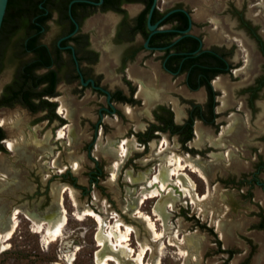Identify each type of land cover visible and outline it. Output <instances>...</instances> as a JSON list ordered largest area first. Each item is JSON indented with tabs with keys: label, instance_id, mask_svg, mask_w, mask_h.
<instances>
[{
	"label": "rangeland",
	"instance_id": "1",
	"mask_svg": "<svg viewBox=\"0 0 264 264\" xmlns=\"http://www.w3.org/2000/svg\"><path fill=\"white\" fill-rule=\"evenodd\" d=\"M175 1L158 4L164 9ZM182 1H193L195 19L206 18L211 13H223L228 23L226 30L229 31L234 23L227 15L229 12L222 9L227 11L231 1H235L236 5L242 2L247 5L248 13L250 6L258 3L260 6L250 12L259 14V30L264 28V0ZM213 5L219 8L215 12L210 10ZM54 31V25L49 24V33L43 41L52 40ZM260 35L264 40V34ZM20 36L18 33L9 38L4 33L1 37L0 92L11 80L20 60L17 48ZM94 39L102 41L99 37ZM203 40L207 47L215 45L233 49L232 62L237 61L235 56L240 42L246 50L239 54L240 59L243 57L247 61L243 63L242 70L224 77L223 106L216 111H222L217 122L223 121L228 126L219 128L222 131L220 135H215L212 128L205 127L208 142L200 147L195 146L201 151L195 160L184 155L175 137L166 134H160L153 140L154 143H149L145 148L137 142L135 133L143 131V127L152 121L144 111H151L153 104L143 97L140 99L141 93L136 94L140 105H129L127 111L125 105L114 104V115L103 113L100 117L99 110L106 107L103 95L89 88L84 89L76 82H61L55 101L57 106L62 104L67 111L64 115L57 114L67 125L63 129L58 121L50 124L42 121L41 113L31 115L19 106L0 108V129L3 133L0 141V264H96L94 254L99 249L95 240L98 225L89 216L78 219L76 214L83 210L94 212L110 225L115 224L110 217L116 215L117 220L131 227L133 232L129 237V247L135 251L148 248L143 264H222L226 255L216 253L219 248L215 244L217 238L203 227L212 229L222 239L223 247L230 245L227 242V237H230L247 245L246 255L251 247L255 250L257 244H252V241L248 244L243 235L248 234L251 219L256 218L261 210L252 202L253 192L250 197L248 188H239L237 183L243 175L252 171L257 161L255 153H260L264 158V117H261V111L251 113L238 91L261 72L264 61L248 37L208 35ZM106 64L104 61L103 65ZM150 73L158 77L155 70ZM141 74L143 78L145 72ZM122 80L115 64H112L109 69L103 70L100 85L109 91L120 88L127 94ZM166 81L171 88L169 95L173 97V102L183 108L188 93L180 87L181 79L167 77ZM131 83L135 85V82ZM257 103L264 104V97ZM227 127L231 129L228 131ZM60 130L64 135L56 140ZM217 138L220 142L218 146L213 144ZM120 139H128L130 145L120 167L114 170L111 165L118 158L114 144ZM162 140L167 147L157 154L154 144L157 143L159 147ZM8 142L11 149L7 147ZM219 153L224 156L217 158ZM175 154L183 157V163L186 161L191 166L179 173L194 195L193 202L185 197L182 186L179 189L173 184L175 177H167L164 171L173 167L168 164V158ZM73 162L77 164L76 168L72 167ZM114 171L115 177L111 180ZM158 173H163L166 187L172 190V194L175 192L180 196L172 206L163 210V214L154 209L157 198L140 203L144 190L153 188L148 179ZM201 177H206L207 183ZM261 177L264 179V172L260 174ZM133 210L155 218L154 226L160 234L158 239L152 238L141 220L132 218ZM14 211L18 212L16 223L11 219ZM261 212L264 213V209ZM47 215L51 216L49 220H45ZM62 215L66 222L55 241L45 244L41 235L32 231V225L42 223L43 233L50 232ZM9 232L11 234L6 239ZM262 236L264 232L259 233V237ZM121 253L127 263L139 264L128 255L126 249ZM237 258L235 255L229 263H234ZM107 264L116 263L109 261Z\"/></svg>",
	"mask_w": 264,
	"mask_h": 264
},
{
	"label": "flooded vegetation",
	"instance_id": "2",
	"mask_svg": "<svg viewBox=\"0 0 264 264\" xmlns=\"http://www.w3.org/2000/svg\"><path fill=\"white\" fill-rule=\"evenodd\" d=\"M159 2L166 3L168 0H156L154 4L153 0H24L15 5L14 20L16 25L13 29V0H11V24L5 30H2L1 25L0 40L4 33L9 38L20 33V40L17 43L20 60L14 69L11 80L2 87L0 100L5 86L13 81L17 69L26 64L31 66L32 75L36 79L46 76L47 80L40 84L38 89L49 88L54 82L53 94L43 96L41 99L54 104L53 114L56 118L50 121L47 110L32 113L19 104L10 107L0 106V108L19 106L31 115L41 113L42 121H46L47 124L58 121L60 126L66 128L65 121L57 114L64 115L67 111L62 104L57 106L55 101L58 97L57 87L61 82L67 84L76 82L84 89L89 88L92 92L103 95L106 107L99 110L100 117L103 113L114 115L116 112L114 104L125 105V109L128 111L129 105L130 107L140 105V99L143 97L145 101L153 104L151 111H144L152 121L143 127V131L135 133L137 142L145 148L149 143H154L153 140L160 134H166L176 138L177 144L180 145L185 156L197 159L196 155H200L201 151H198L196 147L208 142L207 136L204 134L205 127L212 128L215 135H220L222 131L220 132L219 128L228 126L223 121L217 122L222 111H216L217 108L221 109L223 106L221 99L226 87L224 77L242 70L243 63L247 61L243 57L240 59L239 54L246 51L240 42L237 45V55L235 56L237 61L232 62L230 59L233 56V49L215 45L207 47L203 37L208 35L213 37H248L255 51L264 61V40L260 35V33L264 34V28L259 30V14L250 12L260 4H252L251 10L247 13V5L242 2L236 5L235 1H231L227 6V11L222 9L229 12L227 15L234 23L233 29L229 31L226 30L228 23L225 22L223 13H211L206 18L195 19L193 17L194 8L191 4L193 1L184 3L182 0H177L164 9L159 6ZM218 9L216 5H213L210 10L215 12ZM148 21L150 25H155L153 30L148 28ZM49 24L55 27L54 37L52 40L44 42V37L49 33ZM97 37L102 38V41L97 42L94 39ZM151 56L154 58L150 59ZM104 61L107 63L105 66L103 65ZM112 64H115L123 78L127 94L120 88L109 91L100 85L103 70L109 69ZM152 70L157 72L158 77L152 76L150 73ZM140 72H145L143 78ZM51 73L52 75H50ZM167 77L173 80L181 79L180 87L188 93V99L184 101L183 108L176 105L172 100L173 97L169 95L171 88L166 81ZM141 78L142 80H140ZM131 82H135V85H132ZM141 86L143 91L151 94V97L148 98L140 92ZM138 93H141L140 99L136 97ZM238 94L244 97V103L251 113L261 111V117H264V110H261L264 108V104L257 103L264 97V65L261 72L249 84L239 89ZM108 97L109 101H107ZM122 98L125 100H121ZM130 100L133 103L129 102ZM60 106L64 109L62 113L58 112ZM184 126L190 127L191 134V137L185 142L182 141L185 134L182 130L177 131V128ZM230 129L227 127L228 131ZM60 139L56 138V140ZM123 141H126L128 146L130 145L128 139L116 140L114 150L117 152V157L121 156L117 149ZM219 143L218 138L213 142L215 145ZM163 144L166 148L163 140L159 147L157 143L154 144L157 154L163 152L164 149L161 150ZM257 154H254L257 161L254 163L252 171L243 175L237 185L239 188L246 186L250 197L253 192L252 202L256 204L254 206L257 209L262 211L264 209V179L262 177L260 179V174L264 172V158L260 153L257 152ZM223 156L221 153L216 155L217 158ZM157 175L161 176L166 185L163 173ZM203 175L205 176L204 173ZM167 177L172 176L167 175ZM151 179H148V183ZM201 180L207 183L206 177L205 179L201 177ZM132 181L136 180L132 179ZM150 186L155 188L154 185L150 184ZM205 194H202L201 198ZM186 198L190 200L188 197ZM193 200L194 195L190 202ZM133 211L131 212L132 218L141 220L142 224L151 232L146 221L134 214ZM261 211L256 218L251 219L252 225L248 228L247 233L252 232L259 235L264 232V228H260L264 226V213ZM151 215L153 216L152 213ZM148 217L152 222L155 219ZM110 218L115 222V217L111 216ZM121 228L123 229V227ZM203 229L216 236L215 244L219 246L216 253L226 255L222 264H230L233 257L241 252L238 248L229 247L230 245L223 247L222 239L217 237L212 229L206 227ZM243 236L248 244L251 241L252 244H257L254 243L252 237ZM229 241L231 242L232 238L227 237V242ZM251 248V251L248 255L243 256L244 258L239 264H242L244 260L249 261L255 252L254 247ZM228 250L236 251V253L229 257L225 252ZM136 251L133 250V252Z\"/></svg>",
	"mask_w": 264,
	"mask_h": 264
},
{
	"label": "bare ground",
	"instance_id": "3",
	"mask_svg": "<svg viewBox=\"0 0 264 264\" xmlns=\"http://www.w3.org/2000/svg\"><path fill=\"white\" fill-rule=\"evenodd\" d=\"M63 110L64 109L62 106L58 108V112L62 113ZM62 137H63V133L60 131L58 134V138L60 139ZM7 147L8 149H11L9 142ZM163 149H164V144L161 150ZM117 150L121 156L118 157L119 160L113 162L112 167L114 170H118L123 159L128 154L129 146L127 142L123 141L119 145ZM168 164L173 165V167L166 170V175L172 177L175 176V180H174L175 183L173 184H175L177 188L179 187V189L182 186V189H184L185 190L184 192H186L185 197H188L192 201L191 191H189V189L187 188V182L185 178L179 173L180 170L191 168V166L187 162L183 163V158L179 155H172L168 159ZM72 167L76 168L77 164L73 163ZM114 177H115V171L111 173V179H114ZM149 184L154 185L155 188H152L150 190H144V193L142 194L141 203L147 199L157 198L154 209L158 213L163 214V210L168 206L169 207L172 206V203L175 200H177L178 197H180L177 196L175 192L172 194V190L166 187V185L163 182V179L159 175L153 176ZM74 202H76V200ZM17 213H18L17 211H14L13 216L11 217V219L14 220V222L16 220ZM133 213L146 221L147 226L151 230L153 239H158L160 234L156 232L155 226L153 222L149 219L148 215L142 214L138 210H134ZM76 216L78 219H81L83 216L92 217L98 225L97 232L95 235V240L97 242V247L99 248V250L96 251L94 254V261L96 262V264H107L109 261L115 262L116 264H129L126 261L124 254L121 253L123 249H126L129 252L128 255L132 256V259L136 260L139 264H143V259L146 255V250L148 248L146 247L141 248L138 251L133 252L132 248L129 247L128 244L129 235H131L133 231L131 227L121 223L117 219L115 220L114 225L107 224L104 219H102L99 215L95 214L90 210H83L80 213L76 214ZM113 217H116V215H114ZM50 218L51 216L48 215L45 216V220H49ZM65 222H66L65 216L62 215L61 218L58 220V222H55L54 228L50 232L43 233L42 223L37 225H32V231L34 233L40 234L45 244H49L55 241L56 238L59 236L60 229L65 225ZM121 227H123V230ZM10 234L11 232H9L6 235V239L9 238ZM109 247L112 248V250H110Z\"/></svg>",
	"mask_w": 264,
	"mask_h": 264
},
{
	"label": "trees",
	"instance_id": "4",
	"mask_svg": "<svg viewBox=\"0 0 264 264\" xmlns=\"http://www.w3.org/2000/svg\"><path fill=\"white\" fill-rule=\"evenodd\" d=\"M24 0H13V29L16 25L14 16H15V5L19 2H22ZM10 3L11 0L7 1V13L4 15L2 20V30H5L10 24H11V17H10ZM52 75V73L50 74ZM46 76L43 78L36 79L32 75L31 66L23 64L21 67L17 69L15 72V75L13 77V81L6 85L4 88L3 96L0 100V106H14L15 104H19L23 108L27 109L28 111L32 113H36L38 111L47 110L50 121L56 118V116L53 114L54 104L49 103L48 101H45L41 99L43 96L51 95L53 94V87L54 82L51 83L50 87L48 88H42L38 89L39 85L45 82ZM37 100V102H35ZM125 100V99H121ZM129 102H132L130 100ZM45 116V118H47ZM178 130H182V132L185 134V138L182 140L185 142L191 137L190 134V127L184 126L181 128H177ZM3 138L2 131L0 129V140ZM1 151V150H0ZM260 228H264V226H261ZM229 257L232 256V254L236 253V251H225ZM247 260L244 261L242 264H246Z\"/></svg>",
	"mask_w": 264,
	"mask_h": 264
},
{
	"label": "crops",
	"instance_id": "5",
	"mask_svg": "<svg viewBox=\"0 0 264 264\" xmlns=\"http://www.w3.org/2000/svg\"><path fill=\"white\" fill-rule=\"evenodd\" d=\"M140 92H142L144 95L151 97V94H149L146 91H143L142 86L140 88ZM247 236L249 238H253L254 241H256L257 246L255 249V252L253 253V255L251 256V258L249 259V263L248 264H264V236L259 237V235H257L256 233H252L249 232L247 234ZM230 246L229 247H234V248H238L241 252L237 255L238 258L234 261V263L232 264H239L242 260H243V256L246 254L247 251V245H245V243L239 241V240H232L231 242L229 241Z\"/></svg>",
	"mask_w": 264,
	"mask_h": 264
},
{
	"label": "water",
	"instance_id": "6",
	"mask_svg": "<svg viewBox=\"0 0 264 264\" xmlns=\"http://www.w3.org/2000/svg\"><path fill=\"white\" fill-rule=\"evenodd\" d=\"M7 1L8 0H0V28H1V24H2V20H3L4 14H5V9H6V6H7ZM155 1L156 0H153V4L155 3ZM150 14H151V11L149 12L148 20H149ZM147 24H148V28L150 30H153L155 28V25H150L149 24V21H148ZM107 101H109V97L107 98Z\"/></svg>",
	"mask_w": 264,
	"mask_h": 264
}]
</instances>
